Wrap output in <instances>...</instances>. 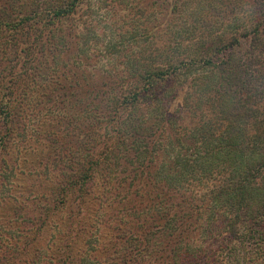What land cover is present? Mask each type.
Wrapping results in <instances>:
<instances>
[{
	"label": "rangeland",
	"instance_id": "374dc122",
	"mask_svg": "<svg viewBox=\"0 0 264 264\" xmlns=\"http://www.w3.org/2000/svg\"><path fill=\"white\" fill-rule=\"evenodd\" d=\"M10 8V0H0L2 27L16 19ZM74 13L50 35L53 47L44 48L49 34L39 36L38 24L28 22L17 28V58L0 57V82L16 90L7 118L0 117V264H264V246H226L223 220L211 216L219 181L201 179L200 146L166 132L152 169L136 172L129 147L138 133L123 132L122 118H109L116 96L124 95L117 69L126 49L149 50L150 42L165 48L157 38L173 31L183 37L176 51L201 60H214L217 46L225 53L258 50L264 0H85ZM116 33L125 34L119 51L108 45ZM203 71L184 81L201 87ZM189 105L200 111L197 100ZM108 120L115 126L106 130ZM186 124L187 133L199 135V122ZM232 125V132L264 135L253 124ZM59 147L71 152L75 171L92 165L86 184L66 188L67 171L49 162ZM207 161L216 169L211 154ZM166 175L175 179L172 188Z\"/></svg>",
	"mask_w": 264,
	"mask_h": 264
},
{
	"label": "trees",
	"instance_id": "16d2710c",
	"mask_svg": "<svg viewBox=\"0 0 264 264\" xmlns=\"http://www.w3.org/2000/svg\"><path fill=\"white\" fill-rule=\"evenodd\" d=\"M10 1V9L16 14V19L3 23V27L0 22L1 58L8 55L17 58V28H22L28 22L30 26L31 23L38 24L39 36L49 34L42 46L53 47L50 35L56 30L60 31V21L66 18L71 21L70 17L75 14L76 6L85 0ZM109 23L112 27L111 20ZM13 24L16 26H12ZM13 28L16 30L15 36ZM133 29L135 31L130 33L131 38L136 39L138 30ZM109 30L113 34L110 28ZM116 34L118 37H114L108 45L112 50L119 51L125 34ZM197 34L199 35V32ZM145 35L147 38L149 34ZM181 35L170 31L169 35L157 38L165 48L159 46L154 49L151 42L148 44L149 50H146L145 45L142 49L132 45L131 50L125 48L126 52L118 56L125 66L117 69V72L122 73H118L120 78L124 79V83L120 84V87L124 88V95L116 96L109 118H122L124 122L120 127L123 132L138 133L129 147L136 172L145 167L152 169V163L161 152V147L166 145L162 137L166 132L175 133L174 137L178 135V141L184 140L189 145L200 146L201 151L198 153L201 152V160H204L201 179H206V184L210 179H215V175L219 181L217 185L212 186L218 188L211 193V216L214 214V220L215 217L223 220L225 230L222 233H225L226 246L233 241L246 242L248 246H264V135H243L233 131L238 136L235 139L231 131L235 129H232V124L242 129L253 124L259 132L264 131V42H260L261 48L249 52L230 50L225 53L224 47L217 46L214 60L212 57H204L205 59L201 60L196 54L184 55L176 51L181 45L179 42L183 40ZM39 36L35 39V45ZM72 36L74 39L79 36L76 30ZM163 37H166L165 40ZM80 48L76 47L77 51ZM199 64L202 67H199ZM114 69L112 65L110 70ZM200 69L204 70L205 76L203 75L201 87L193 90L184 80ZM114 77L116 79V74ZM9 84L14 86V89L17 88L15 81ZM15 94L13 87L0 82V117L7 118L11 99ZM192 99L197 100L196 107L200 111L188 107ZM143 107L145 109H142ZM192 120L200 123L199 135L192 136L186 131L189 130L186 123ZM105 126L108 130L114 127L115 123L108 120ZM149 131L150 133L146 134ZM198 140H201V145ZM210 154L217 165L213 171L207 161ZM193 156H184V159L187 162L192 161ZM50 158L49 162H52L54 171H67V179L64 180L66 188L80 185L82 182L86 184V179L92 178L89 173L92 165L87 164V168L82 166L81 170L75 171L74 166L70 165L74 162L71 152L67 153L63 148L55 149ZM68 170L71 173H68ZM189 173L193 175L192 171ZM164 180L169 183L170 188L173 187L174 178L166 175ZM0 181L3 182L1 178ZM190 184H193V180ZM65 185H62L59 192L63 196L61 202L66 200ZM163 219L164 223H168L171 218ZM211 220L212 217L210 222Z\"/></svg>",
	"mask_w": 264,
	"mask_h": 264
}]
</instances>
